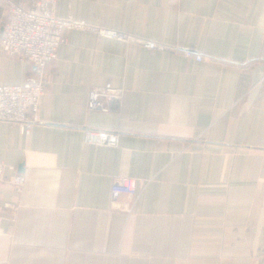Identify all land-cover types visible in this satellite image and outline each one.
<instances>
[{
    "label": "crops",
    "instance_id": "1",
    "mask_svg": "<svg viewBox=\"0 0 264 264\" xmlns=\"http://www.w3.org/2000/svg\"><path fill=\"white\" fill-rule=\"evenodd\" d=\"M55 14L167 48L63 31L30 133L0 125V264H264V0H57ZM32 76L0 45V85ZM106 82L122 101L90 110ZM87 129L118 143L86 144ZM122 177L135 190L114 198Z\"/></svg>",
    "mask_w": 264,
    "mask_h": 264
},
{
    "label": "built area",
    "instance_id": "2",
    "mask_svg": "<svg viewBox=\"0 0 264 264\" xmlns=\"http://www.w3.org/2000/svg\"><path fill=\"white\" fill-rule=\"evenodd\" d=\"M57 0H32L30 6L12 0L6 1V13L2 21L3 34L0 45L8 57H15L28 62L33 67V76L21 85H0V125L15 123L25 134H29L35 124L36 114L44 94L47 76L46 68L57 54V49L67 39L63 35L68 29H91L100 37H109L125 42H136L148 48L165 49L167 46L145 41L113 30L91 28L88 25L73 21L71 18H59L55 14ZM186 55L191 51L187 50ZM201 60L200 55H196ZM124 96V89L106 82L93 87L88 94L90 110L109 111L119 105ZM118 133L87 129L83 141L86 144L116 145ZM4 165L0 163V181L3 180ZM13 184L18 188L21 178L16 177ZM135 181L119 178L112 187V197L120 193L133 194Z\"/></svg>",
    "mask_w": 264,
    "mask_h": 264
}]
</instances>
